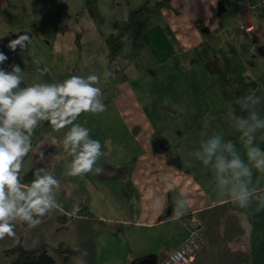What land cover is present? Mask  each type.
Returning a JSON list of instances; mask_svg holds the SVG:
<instances>
[{
    "label": "rangeland",
    "instance_id": "1",
    "mask_svg": "<svg viewBox=\"0 0 264 264\" xmlns=\"http://www.w3.org/2000/svg\"><path fill=\"white\" fill-rule=\"evenodd\" d=\"M170 1V7L154 13L143 30H131L123 35L124 45L113 62L118 69L111 70L105 39L122 29L129 13L143 0H98L101 22L91 19L84 0H0V38L4 39L2 50L8 57L2 66L9 68L11 64H20L24 69L25 84L35 80L37 65L33 60L39 56L45 58V63L39 67L50 68L51 75L46 77L49 81L52 77L63 80L73 74L100 75L102 83L98 86L103 89L107 110L95 115L82 114L79 122L86 120L85 126L90 128V135L99 139L102 145L111 139L112 153H117L119 145L124 147V153H140V149H136L139 145L137 139L143 144L148 138V131L155 127L169 143L170 151L182 153L188 164V153L199 146V133L206 114L211 124L209 131L223 129L225 139L236 140L238 150L243 153L240 133L227 119L228 101L221 96L205 64L214 51L219 53L220 47L226 49L236 85L248 93L255 92L264 97V54L257 51L259 46L264 49V14L254 22L259 32L251 43L246 33L239 30L240 23L254 20L252 12L244 8V3L250 0H237L239 8L231 3L234 1ZM165 25L171 26L174 39L167 33ZM24 33H30L29 46L24 50L17 47L11 51L9 42ZM105 70L114 74L107 83H103ZM123 73L127 79L124 84H118ZM124 106L131 109L127 110ZM261 111L264 112V106H261ZM134 123L141 127L138 138L129 135ZM50 131L49 126L44 125L37 129L33 136L34 151L25 158L24 173L34 164L52 171L61 180L57 199L70 214L80 200L86 204L92 185L87 176L62 175L63 165L70 157L60 145L51 144V135L62 138L67 129L51 135ZM260 139H264V135L258 133L257 144ZM50 147H55L56 152L53 153L57 154L51 155ZM40 151L46 153L44 160L39 159ZM192 163L195 170L192 171L193 180L197 182L194 180L188 188L192 192L190 199L195 202L196 184L203 193L212 191L213 186L210 184L211 172L198 161L193 160ZM65 197L67 200L63 199ZM57 211L46 216L36 228L17 225L16 238L0 240V264H12L11 251L18 244L31 249L45 243L48 252L55 258V264H79L77 258L85 250L88 255L82 259L87 264H123L127 253L140 251L146 242L150 244L145 248L153 249V232L149 227L141 226L138 231L126 228L131 234L127 237L114 232L97 236V230L94 233L87 231L82 236V231L87 229L82 224L84 220L69 215V221L62 224L55 217ZM104 215L109 218L114 216L110 213ZM64 217L59 216L60 221L67 220ZM198 218L208 236L218 231L216 215L209 221L210 232L204 219ZM252 218L258 224L264 220V213L259 212ZM256 230L251 239H242L244 243L251 242L248 264H264V226ZM167 237V234H162L155 244L168 243ZM213 239L216 242L229 240L218 239L215 234ZM113 242L123 252V258L118 262L114 257L117 254L110 253ZM67 251L70 254L64 259Z\"/></svg>",
    "mask_w": 264,
    "mask_h": 264
},
{
    "label": "clouds",
    "instance_id": "2",
    "mask_svg": "<svg viewBox=\"0 0 264 264\" xmlns=\"http://www.w3.org/2000/svg\"><path fill=\"white\" fill-rule=\"evenodd\" d=\"M243 27V26H242ZM31 43L30 33L17 35L8 47L26 49ZM35 57V52L33 51ZM8 60L0 52V240L16 238L17 225L36 228L43 219L56 210L62 211L57 199L61 190V180L46 167H36L32 180L24 182L25 158L34 151L33 136L37 129L47 124L52 133L64 132L62 138L51 135V144L60 145L70 157L66 160L62 173L66 177L84 178L89 174L102 175L105 169L98 166L101 157H110L113 144L108 139L102 145L99 139L90 135L87 121L79 122L82 114H99L107 110L103 100L100 75L73 74L66 79L51 81V75L42 56L35 57L36 78L25 84L24 69L20 64L2 65ZM113 72L105 70L103 83L113 77ZM264 97L255 92L245 93L227 102V119L239 133L243 153L237 148V141L225 139L223 129L209 131L211 128L207 114L200 131L199 146L188 153L191 161L200 162L211 172L210 184L217 196L225 199L241 210L259 213L264 210V187L259 180L253 181L254 170L264 175V147L256 143L257 134L264 135ZM239 113V114H238ZM118 155L125 149L117 146ZM106 148V150H104ZM39 159L44 160L46 153L40 151ZM170 217L179 221L192 207V201L181 196L173 202ZM163 205L160 196L153 195L150 207L159 209ZM80 207L74 205L71 216L76 217ZM198 217V216H197ZM83 251L77 258L79 264H87Z\"/></svg>",
    "mask_w": 264,
    "mask_h": 264
},
{
    "label": "crops",
    "instance_id": "3",
    "mask_svg": "<svg viewBox=\"0 0 264 264\" xmlns=\"http://www.w3.org/2000/svg\"><path fill=\"white\" fill-rule=\"evenodd\" d=\"M169 2L171 3L170 0ZM225 2L231 1L226 0ZM231 3L237 8L240 7V4L236 1ZM249 23L251 22L247 24ZM169 28L172 31L171 26ZM256 32H259L257 26L254 30L255 35ZM246 36L251 39L249 35ZM252 42L253 38L251 39ZM219 49L224 48L220 47ZM224 50L229 55L228 51L226 49ZM126 79L127 75L123 73L118 79V84H124ZM241 88L244 90L243 94L248 93L246 89ZM124 107H127V110L131 109L130 106ZM140 131V125L134 123L131 131H129V135L137 137ZM155 132L159 131L155 127L151 128L148 131L149 134H147L148 138L143 144H140V140L137 139L139 145H137L136 149H140V153H123L122 155L112 153L110 157H101L98 161V166L105 164L114 167L126 166V174L115 179H103L97 175L89 174L87 176L88 182L92 185V191L88 193L89 199L85 200L86 204H84L83 200H80L79 203L77 202V205L80 207V212L76 214V219L84 220L82 224L87 228L82 231V236L87 231V233L90 231L94 233L97 230V236L106 232H114L127 237L131 234L127 232L128 230L126 228H135L131 230L138 231L139 227L144 226L151 229L153 232L151 236L154 239L151 245L153 249L149 250L145 248L150 244L146 242V245L140 248V251L131 250L127 253V258L123 259V264H139L138 261L140 259L150 254L155 255L156 264H159L160 261L180 244L187 231L181 220L173 221L170 217L173 212V202L177 198L181 196L191 198L192 196V192H189L188 185L194 182V180L196 181V179L193 180L192 171H195L194 166L192 161L191 163L188 162V164L185 162L182 153H174L179 160V166L169 163L166 153L155 149V143H153V135ZM160 136L163 137L161 134ZM162 141H165L169 145L164 137ZM259 145L264 147V139L259 140ZM48 150H50L51 155L57 154L53 153L56 152L55 147H50ZM33 166L36 165L34 164ZM257 180H259L258 186L264 187V175L254 170V183ZM197 185L194 186L196 201L192 202V207L187 212L194 211L198 217L204 219V223L207 225V231L212 230L209 221L216 215V227L219 223V229L216 233H210L209 236L206 234L205 245L198 251L195 259L188 264H232L231 259L234 257L233 254L235 251L251 254V242L247 241V243H244L243 238L251 239L254 233L257 232L256 229L259 226H264V220L255 224V220L252 218L257 214L254 212L255 205L252 210L245 211L238 209L231 203L226 202L225 199L218 197L214 189L210 192L206 191L203 193ZM85 194L87 197V193ZM153 195L161 197L163 201L161 208L153 209L150 207ZM63 199L67 200L66 197ZM66 213L67 217H64ZM105 213H110L114 216L113 218H109L104 215ZM261 213H264V210ZM69 215L68 210L64 207L62 211L58 210L55 213V217L58 220H60L59 216L67 218L66 223L69 221ZM164 233L167 234L169 242H166V244H155L159 236ZM214 234L218 239L226 238L229 240L227 242H216L213 239ZM118 248L113 242L110 253L117 254L114 256L117 258V262L123 258V252L120 251V248L118 250ZM236 264L239 263L236 261Z\"/></svg>",
    "mask_w": 264,
    "mask_h": 264
},
{
    "label": "trees",
    "instance_id": "4",
    "mask_svg": "<svg viewBox=\"0 0 264 264\" xmlns=\"http://www.w3.org/2000/svg\"><path fill=\"white\" fill-rule=\"evenodd\" d=\"M230 1H237V0H230ZM250 1L254 2L255 0H250ZM84 3H85L86 11L88 15L91 17V19H93L95 22H101L102 17L99 13L98 0H84ZM169 5H170L169 0H143V2L140 5H138L129 13L128 19L124 23L122 29L119 32L114 34L112 33L106 37L105 42L107 45V59L111 70L118 69L113 62L117 57V55L121 52L122 47L124 45L123 35L131 30H137V31L143 30L146 27V25L149 24L154 13L156 14L161 8L169 7ZM262 14H264V10H262ZM165 29L167 30V33L171 36V38L174 39V35L168 25H165ZM254 35L255 34L252 33L249 36L251 39L252 38L254 39L255 37ZM3 40H4L3 38H0V52H3L2 50ZM219 50H220L219 53H216L214 51L212 56L206 62L205 66L210 72L213 78V82L218 87L221 96L226 101H230L234 97L243 94L244 90L241 87L237 86L235 81H233V77L231 76L230 56L227 55L224 49H219ZM44 126H48V125L44 124ZM160 139L163 140V137H161L158 132H155L153 135V143H155L157 140ZM162 152L166 153L169 163L179 166V160L177 158V155H174V153L170 151L169 145ZM36 167L38 166H33L31 169H29L27 172L24 173V182H30L32 180L33 178L32 172ZM101 167L105 169L104 173L102 175H99V177L103 179H115L120 176H124L127 170L126 166L114 167L105 164ZM59 222L65 224L66 219L64 221L59 220ZM204 245L205 243L199 248V250ZM48 251H49L48 247L45 243H41L38 247L31 249L23 248L20 244H18L14 246V248H12L11 263L12 264H55L54 256L51 255ZM73 253L74 252H72L71 254ZM69 254H70L69 251H67L66 255H64L63 258L64 259L67 258ZM243 255H245V258L241 259ZM233 256L234 257L231 259L232 264H236V261L239 264H248L246 263V261L248 257L250 258L249 253L246 254L245 252H240V251H235Z\"/></svg>",
    "mask_w": 264,
    "mask_h": 264
},
{
    "label": "built area",
    "instance_id": "5",
    "mask_svg": "<svg viewBox=\"0 0 264 264\" xmlns=\"http://www.w3.org/2000/svg\"><path fill=\"white\" fill-rule=\"evenodd\" d=\"M244 8L252 12L254 20L249 24L240 23L239 30L251 35L256 27L254 22L258 20L264 10V0L247 1L244 3ZM181 222L187 230L185 236L180 244L159 264H188L193 261L197 251L205 243L206 234L203 225L194 211L187 212Z\"/></svg>",
    "mask_w": 264,
    "mask_h": 264
},
{
    "label": "water",
    "instance_id": "6",
    "mask_svg": "<svg viewBox=\"0 0 264 264\" xmlns=\"http://www.w3.org/2000/svg\"><path fill=\"white\" fill-rule=\"evenodd\" d=\"M257 51L261 54H264V49H262L261 46L257 47ZM138 263L139 264H156V257L155 255H152V254L146 255L144 258L140 259Z\"/></svg>",
    "mask_w": 264,
    "mask_h": 264
},
{
    "label": "flooded vegetation",
    "instance_id": "7",
    "mask_svg": "<svg viewBox=\"0 0 264 264\" xmlns=\"http://www.w3.org/2000/svg\"><path fill=\"white\" fill-rule=\"evenodd\" d=\"M168 147L167 143L165 141L162 140H157L155 142V149L159 150V151H163Z\"/></svg>",
    "mask_w": 264,
    "mask_h": 264
}]
</instances>
